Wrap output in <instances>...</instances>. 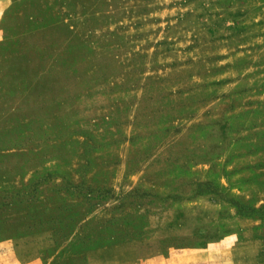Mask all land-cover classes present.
<instances>
[{"label": "rangeland", "instance_id": "rangeland-1", "mask_svg": "<svg viewBox=\"0 0 264 264\" xmlns=\"http://www.w3.org/2000/svg\"><path fill=\"white\" fill-rule=\"evenodd\" d=\"M0 264H264V0H6Z\"/></svg>", "mask_w": 264, "mask_h": 264}, {"label": "crops", "instance_id": "crops-1", "mask_svg": "<svg viewBox=\"0 0 264 264\" xmlns=\"http://www.w3.org/2000/svg\"><path fill=\"white\" fill-rule=\"evenodd\" d=\"M6 0H0V13H1V8H2V4H5Z\"/></svg>", "mask_w": 264, "mask_h": 264}]
</instances>
